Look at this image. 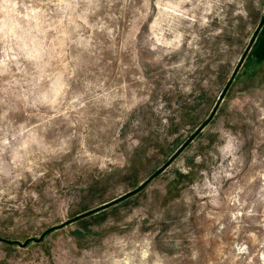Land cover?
<instances>
[{"label":"rangeland","instance_id":"1","mask_svg":"<svg viewBox=\"0 0 264 264\" xmlns=\"http://www.w3.org/2000/svg\"><path fill=\"white\" fill-rule=\"evenodd\" d=\"M0 264H264V0H0Z\"/></svg>","mask_w":264,"mask_h":264}]
</instances>
